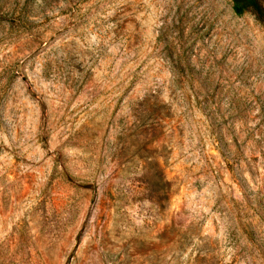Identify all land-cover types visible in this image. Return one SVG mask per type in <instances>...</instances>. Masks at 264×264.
Returning a JSON list of instances; mask_svg holds the SVG:
<instances>
[{"label":"rangeland","instance_id":"obj_1","mask_svg":"<svg viewBox=\"0 0 264 264\" xmlns=\"http://www.w3.org/2000/svg\"><path fill=\"white\" fill-rule=\"evenodd\" d=\"M232 6L0 0V264H264V23Z\"/></svg>","mask_w":264,"mask_h":264},{"label":"trees","instance_id":"obj_2","mask_svg":"<svg viewBox=\"0 0 264 264\" xmlns=\"http://www.w3.org/2000/svg\"><path fill=\"white\" fill-rule=\"evenodd\" d=\"M232 8L237 16L252 12L264 23V5L259 0H233ZM11 20L20 21L21 18H11Z\"/></svg>","mask_w":264,"mask_h":264}]
</instances>
